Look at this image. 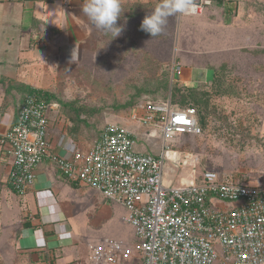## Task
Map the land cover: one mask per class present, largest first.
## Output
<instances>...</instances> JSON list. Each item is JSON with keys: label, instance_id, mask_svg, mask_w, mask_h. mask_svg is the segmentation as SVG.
Returning a JSON list of instances; mask_svg holds the SVG:
<instances>
[{"label": "rangeland", "instance_id": "obj_1", "mask_svg": "<svg viewBox=\"0 0 264 264\" xmlns=\"http://www.w3.org/2000/svg\"><path fill=\"white\" fill-rule=\"evenodd\" d=\"M42 1L35 3L36 9H55L56 4L45 3L52 0ZM62 1L66 6L72 0ZM86 1L96 5L91 10L97 18L86 32L77 33L76 41L69 40L70 24L59 30L43 27L23 12L28 26L20 29L30 30L33 37L21 53L32 56L39 46L44 55L0 60L5 102L14 81L11 70L37 66L40 85L33 89L50 95L48 100L57 105L47 112L51 142L59 147L71 142L85 151L107 124L114 123L135 135L133 152L156 158L163 151L159 132L150 137L153 128L132 122L130 110L144 99L170 102L174 109L194 105L203 122L200 134L177 135L166 144L173 151L168 158L180 161L172 165L164 159L165 185L175 187L192 178L197 182L207 171L251 186L264 184V0ZM201 4L204 8L198 13L188 8ZM58 36L70 42H57V53L53 47L48 51ZM177 67L180 77L175 75ZM186 78L190 79L185 87L195 90L185 89L180 80ZM19 83L15 87L24 86ZM23 86L11 94L15 105L27 95ZM70 189L62 225L77 234L66 231V239L75 235L86 243L136 240L133 228L122 222L126 211L121 205L88 187ZM214 203L233 207L225 201ZM136 262L122 259V264Z\"/></svg>", "mask_w": 264, "mask_h": 264}, {"label": "built area", "instance_id": "obj_2", "mask_svg": "<svg viewBox=\"0 0 264 264\" xmlns=\"http://www.w3.org/2000/svg\"><path fill=\"white\" fill-rule=\"evenodd\" d=\"M188 8L198 13L204 5ZM175 75L181 76L180 67ZM56 107L34 94L24 98L16 122L0 136V146L11 158L7 183L23 197L32 189L36 171L50 163L71 184L91 188L125 209L122 222L133 228L136 240L89 243L86 264H122L126 258L136 264H264V184L247 185L213 171L197 182L164 183V159L172 165L180 161L168 158L173 151L166 144L177 135L200 134L195 109L144 99L130 110L132 122L153 128L150 137L159 132L163 151L156 158L133 152L135 135L114 123L103 128L88 150L65 142L62 152L55 153L47 112ZM215 200L233 207L223 208Z\"/></svg>", "mask_w": 264, "mask_h": 264}, {"label": "crops", "instance_id": "obj_3", "mask_svg": "<svg viewBox=\"0 0 264 264\" xmlns=\"http://www.w3.org/2000/svg\"><path fill=\"white\" fill-rule=\"evenodd\" d=\"M12 1L0 0V60L7 62L11 59L17 61L34 58L37 54L41 57L44 55V50L39 46L33 51L35 55L21 53L29 48L28 44L33 37L30 30L22 32L20 29L21 26H28V23L22 21L24 11L32 14V21L39 22L43 27L45 25L59 30L70 24L73 28V33L68 36L71 41H76L77 33L86 32L97 18L91 10L96 9V5L86 0H72L66 6L62 0L45 1L48 5L56 4L53 11L36 9L35 3L43 2L42 0ZM53 14H56V17ZM30 17L27 16V21L31 20ZM67 41L61 39V36L55 37L51 44L48 42L51 46L48 51H52V47L54 50L56 47L60 48L57 42L61 44ZM36 68L38 67L32 65L21 70H11L14 81L10 82L12 87L8 103L5 102L7 93L3 95L4 98L0 94V136L16 122L19 107L23 102L20 100L17 105L14 104L15 98L11 94L18 91L19 86H23L19 85L18 89L14 83L20 82L19 84H24V88L26 86L38 89L40 84L38 85L39 81L36 79ZM6 72L8 77L9 69ZM189 79L180 81L185 86V81ZM51 144L55 153L62 152L63 144L60 147L54 141ZM10 166L11 158L0 146V264H86L89 242L86 243L87 240L84 241L75 235L73 239H66V231L76 232L71 231L69 225H62L67 218L65 211L68 196L73 190L70 187H78L65 180L52 164L45 163L36 171L32 189L25 196L18 197L13 194L7 183ZM7 216H12L11 222L7 221Z\"/></svg>", "mask_w": 264, "mask_h": 264}, {"label": "trees", "instance_id": "obj_4", "mask_svg": "<svg viewBox=\"0 0 264 264\" xmlns=\"http://www.w3.org/2000/svg\"><path fill=\"white\" fill-rule=\"evenodd\" d=\"M22 1H25V2H34V1H39V0H22ZM1 80H3V79H0V84L2 83V81ZM185 87V86H184ZM185 89H187V90H195V87L194 88H186L185 87ZM25 90L27 91V95L28 94H34L35 96H37L40 100H42L43 102H45V103H47V104H51L52 102H50V100H48V99H51V96L50 95H48V94H45V93H41L40 91H36V90H33V89H30V88H26L25 87ZM26 95V96H27ZM25 96V97H26ZM24 97V98H25ZM24 100V99H23ZM172 105V104H171ZM187 108H193V109H195V111H196V116H198V111L196 110V107H194V105H192V106H189V107H187ZM177 109H179V108H177ZM197 124H198V126L200 125L201 126V124H203V122H202V119H200V118H198L197 117ZM200 126H199V128H200ZM73 185V184H72ZM73 186H75V185H73Z\"/></svg>", "mask_w": 264, "mask_h": 264}]
</instances>
